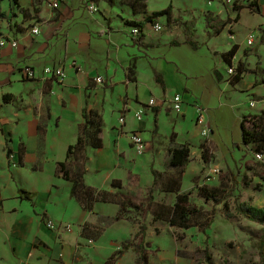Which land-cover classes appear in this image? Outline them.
<instances>
[{"label": "crops", "instance_id": "obj_1", "mask_svg": "<svg viewBox=\"0 0 264 264\" xmlns=\"http://www.w3.org/2000/svg\"><path fill=\"white\" fill-rule=\"evenodd\" d=\"M51 2L0 0V40L18 42L0 49V264H109L142 226L149 258L154 246L177 242V228L154 215L167 214L178 194H199L197 186L226 190L231 205L239 198L264 209L263 172L242 132L245 116L264 112V0L256 10L244 0L237 8L223 0H93L97 13L85 0H65L56 10ZM169 8L170 20L156 22L161 33L148 23L140 39L132 35L129 23ZM36 26L39 35L32 33ZM233 49V67L245 70L236 84L225 59ZM56 66L65 69V80L44 74ZM176 95L184 100L180 114L173 109ZM196 105L205 111L209 136L197 125ZM85 110L103 121L102 147H87L79 177L116 199L96 202L92 211L71 196L73 183L58 176L85 128ZM134 132L146 141L143 155L133 148ZM183 146H190L191 158L179 180L171 150ZM212 166L223 175L206 183ZM250 173L260 176L257 191L242 184ZM122 195L151 203L146 222L131 218L136 212L118 220ZM49 221L72 231L51 230ZM141 256L135 243L114 264H137Z\"/></svg>", "mask_w": 264, "mask_h": 264}, {"label": "trees", "instance_id": "obj_2", "mask_svg": "<svg viewBox=\"0 0 264 264\" xmlns=\"http://www.w3.org/2000/svg\"><path fill=\"white\" fill-rule=\"evenodd\" d=\"M13 1L15 3L18 2V0ZM109 2L113 4L114 0H109ZM165 16H168L170 20L171 8L165 11L154 13L151 16L147 17L143 22H132L129 23V25L134 27L137 26L142 30V28H144L146 24H154L160 18ZM208 25L209 27H212V21L210 22V19H208ZM183 26L187 27V23H184ZM235 53L236 51L233 49L231 52L225 55V59L229 62L231 68H234L232 64V59ZM131 71L134 72L135 69L133 68V70L131 69ZM244 71L245 70L241 65L235 68V74L231 78L233 84H236L242 79ZM160 83L162 84V82ZM10 99V96L4 97L6 103H8ZM85 119V128L83 129V132L78 138L77 142L69 147L67 160L65 162L59 163L58 165V176L73 183V190L71 196L81 201L85 209L92 211L93 205L96 202H115L116 199L114 198V196H110V194H107L106 192L97 191L87 187L82 181V179L79 177L80 173L83 171L84 163L87 160V147H102V140L100 138V134L103 130L102 119L99 118L95 112H88V110H85ZM242 132L243 146L250 149L255 155L264 154V112H262L260 115L245 116L242 121ZM203 153L205 162L209 163V150L205 148ZM171 156V166L178 169V179L181 180L185 169L190 162L191 148L190 146H183L181 148L173 149L171 150ZM70 160L73 161H71L70 163ZM253 165L259 166L260 170H262V179L264 180V164H261V162L258 161V163H253ZM154 176L155 178H157L158 173L154 172ZM113 187L119 189L122 188L121 184H113ZM197 188L200 197L214 204L212 215L209 218L210 221L206 226L202 227L203 233L206 237L203 250L205 263L216 264L214 257L210 252V235L208 234V231L211 229V226L214 223V221L212 220L214 219V211L216 212V208L218 206H222L223 213L228 220H231L236 216H242L243 218L255 224L263 226V230L260 233L257 234L254 231H249V233L254 237L260 239L259 264H264V209L256 208L246 202H240L239 198H237L231 205L230 196H232V194H227L226 190L224 189L222 190L206 185L202 187L197 186ZM21 192L22 194L26 195L25 192ZM176 193H180L179 188L176 190ZM193 193L194 192H190L187 194H178L177 201L172 207V209L167 214H155L154 221H166L172 227L181 230H190L199 227L198 225H196L195 219L200 218V215L202 214V208L199 207L198 204L195 202L193 198ZM149 198L151 201L152 193L150 194ZM120 199L121 200H119L118 202L120 204L121 210L118 216V220H121L124 217H129V214L136 212L138 213V215H140L141 221L146 222L148 214L150 213V207L152 208L151 203L146 206L144 203H141V201H138L137 199L133 200L129 197L124 198L123 195ZM135 243H138L142 255L141 259L137 264H148L149 258L148 254L145 251V248L149 245V243L146 241L145 226L140 227V232L135 236V238L122 243L123 250L117 256L113 257L109 264H114L117 258L122 255L123 251L129 250L135 245Z\"/></svg>", "mask_w": 264, "mask_h": 264}, {"label": "rangeland", "instance_id": "obj_3", "mask_svg": "<svg viewBox=\"0 0 264 264\" xmlns=\"http://www.w3.org/2000/svg\"><path fill=\"white\" fill-rule=\"evenodd\" d=\"M221 170V169H220ZM223 175L221 170L220 177ZM206 179V176H205ZM251 184L250 189L257 191L256 186L260 183V176L250 173L242 184ZM199 207L202 208L200 218L195 219L199 227L190 230H175L177 242L167 241L165 247L154 246L153 250H148L151 264H206L204 257L205 235L202 227L210 221L212 202H208L196 192L193 196ZM233 201V200H231ZM214 223L208 231L210 235L211 254L216 264H259L260 262V239L249 233L257 234L263 230V226L251 223L242 216L228 220L222 206L214 211ZM131 218L137 223H141V217L133 213ZM151 225V221L149 222ZM162 225V224H161ZM151 256V257H150Z\"/></svg>", "mask_w": 264, "mask_h": 264}, {"label": "built area", "instance_id": "obj_4", "mask_svg": "<svg viewBox=\"0 0 264 264\" xmlns=\"http://www.w3.org/2000/svg\"><path fill=\"white\" fill-rule=\"evenodd\" d=\"M88 2V9L91 13H97L99 12L98 7L93 3V0H85ZM246 1V4H248V6L252 9V10H256L258 5H257V1L258 0H244ZM65 2V0H52L51 2V7L53 9H59L61 7V5ZM224 4L226 5H231L233 7L237 8V5L239 4V0H223ZM153 30L156 33H161L163 30V26L160 23H155V24H151ZM32 33L34 35H39L41 33V30L39 27H34L32 30ZM132 35L135 38L140 39L142 37V30L141 28L135 26L132 28ZM255 41V36L252 34L250 36L249 39V45H253ZM7 45H11L13 48H17L18 47V42L13 40V41H7L5 39L0 40V49L6 47ZM44 74L46 76L52 77V78H56L59 81H63L66 79V73H65V69L60 67V66H56V67H48L44 70ZM228 74L229 76L232 78V76H234L235 74V68H229L228 70ZM34 74L29 71L28 72V77L31 78L33 77ZM97 83H104V79L99 77L96 79ZM173 101V109L176 113L180 114L183 111V106H184V100L182 98V96L180 95H176L174 96V98L172 99ZM155 105V100H151L149 103V106H154ZM253 106V104H252ZM196 110L198 113V119H197V125L202 126L203 127V136H209L210 135V130L209 128H207L206 126V119H205V115H204V109L202 106L200 105H196ZM145 114V111L142 109L140 110L137 114L136 117L139 121L143 120V116ZM121 124H125V118H121ZM131 141H132V145L133 148L135 149V151L139 154V155H143L145 154L146 150H147V144L146 141L144 140V138L142 137L141 133L139 132H134L131 135ZM256 159L258 161H264V154H257L256 155ZM9 160L12 164L13 167H17L18 166V162L16 159V155L14 153H10L9 155ZM221 174V170L220 168L216 167V166H212L210 169V172L208 173V175H206V179L205 182L209 183L211 181L216 180ZM47 226L49 229L51 230H55V231H66V232H71L72 231V227L71 226H59L57 224H55L53 221H49L47 223ZM90 243H93L92 241H90Z\"/></svg>", "mask_w": 264, "mask_h": 264}]
</instances>
